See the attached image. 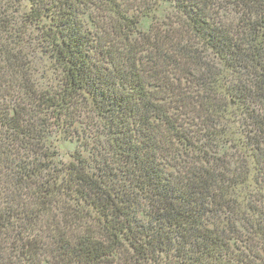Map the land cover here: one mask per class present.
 <instances>
[{
	"label": "trees",
	"instance_id": "obj_1",
	"mask_svg": "<svg viewBox=\"0 0 264 264\" xmlns=\"http://www.w3.org/2000/svg\"><path fill=\"white\" fill-rule=\"evenodd\" d=\"M0 264H264V0H0Z\"/></svg>",
	"mask_w": 264,
	"mask_h": 264
}]
</instances>
